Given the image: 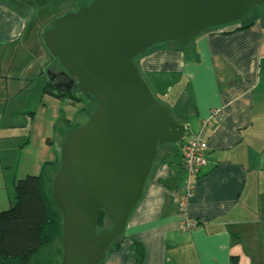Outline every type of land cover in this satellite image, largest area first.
<instances>
[{"label": "crops", "instance_id": "0c3cea01", "mask_svg": "<svg viewBox=\"0 0 264 264\" xmlns=\"http://www.w3.org/2000/svg\"><path fill=\"white\" fill-rule=\"evenodd\" d=\"M91 1H68L53 14L38 0H0V138L18 123L13 81L26 80L32 61L39 66L48 55L43 34L50 20ZM249 21L229 34L209 29L186 46L154 44L136 60L151 93L185 126L184 139L206 144V164L186 204V216L198 226L181 230L183 142L168 145L118 248L101 264H137L134 243L143 251L140 264H264V16ZM212 110L221 116L212 120Z\"/></svg>", "mask_w": 264, "mask_h": 264}, {"label": "water", "instance_id": "95a60500", "mask_svg": "<svg viewBox=\"0 0 264 264\" xmlns=\"http://www.w3.org/2000/svg\"><path fill=\"white\" fill-rule=\"evenodd\" d=\"M261 5L264 0H92L44 32L61 73L96 102L87 121L62 140L51 182L61 215L60 264L104 261L142 196L157 147L185 138V126L154 98L134 59L153 44L188 45ZM100 211L111 228L99 234Z\"/></svg>", "mask_w": 264, "mask_h": 264}, {"label": "rangeland", "instance_id": "374dc122", "mask_svg": "<svg viewBox=\"0 0 264 264\" xmlns=\"http://www.w3.org/2000/svg\"><path fill=\"white\" fill-rule=\"evenodd\" d=\"M45 1L44 4L43 0H38L37 3L45 6L49 13L55 14L64 10L65 3L71 0ZM71 9L75 10L76 6H72ZM255 15L264 16V5L252 9L246 18ZM54 20H50L47 29L52 27ZM243 20L244 17L237 22L240 23ZM30 45L34 46L36 43L32 42ZM32 53L35 54V52ZM47 53L46 59L41 60L39 66L32 61L33 68L26 80L19 81L16 76L13 81V106L18 123L15 122L9 132L4 133L0 138V211H6L14 205L15 183L25 176L39 175L44 163L54 161L53 152H59L65 136L83 125L96 106L91 96L74 89L75 95L72 99H55L41 93L47 74H57L62 71L59 61L48 51ZM25 118H27V124ZM165 147L159 149V154ZM50 176L52 178L53 173ZM110 228V222L105 220L98 232L104 233ZM60 248V242H56L45 250L41 257L45 256L51 260V264H57L58 261L61 262V257L57 254Z\"/></svg>", "mask_w": 264, "mask_h": 264}, {"label": "trees", "instance_id": "16d2710c", "mask_svg": "<svg viewBox=\"0 0 264 264\" xmlns=\"http://www.w3.org/2000/svg\"><path fill=\"white\" fill-rule=\"evenodd\" d=\"M246 15L244 16V20L240 23L235 22L215 28H220L221 32L226 34L244 29L252 24V21H249ZM175 45L181 47V45ZM149 49H147L145 53H147ZM142 55H138L136 58ZM51 77L50 74L48 82L42 89L43 93L55 99H72L75 95L74 90L81 92L76 83L66 89L62 86L59 87L56 80H53ZM158 102L163 104L160 101ZM172 116L176 120L173 113ZM183 140L179 145H182ZM46 142L49 143V141ZM168 145L172 144L159 145L157 147V156L159 154V149ZM53 153L55 156L54 161L44 163L39 175H28L15 183L14 205L6 211H0V264H51V260L45 256L41 257V254L52 247L54 243L60 242L61 244V215L51 199V182L58 169L59 152ZM52 173L53 176L51 178L50 175ZM105 220L107 219L104 213L100 211L96 217L97 233H99L98 229L103 226ZM121 236L117 237L110 244L106 254L118 248ZM132 246L134 248L136 262L140 264L143 257L142 248L137 243H134ZM57 254L60 257L62 256V247L60 250L58 249ZM60 263V261L57 262V264Z\"/></svg>", "mask_w": 264, "mask_h": 264}, {"label": "built area", "instance_id": "2783aa9c", "mask_svg": "<svg viewBox=\"0 0 264 264\" xmlns=\"http://www.w3.org/2000/svg\"><path fill=\"white\" fill-rule=\"evenodd\" d=\"M211 119L216 120L221 116L219 110L211 111ZM185 140V141H184ZM183 140L181 165L185 173V185L178 197V216L181 219V230L188 232L195 229L198 223L186 216V204L193 194V180L198 177L206 164V144L198 137Z\"/></svg>", "mask_w": 264, "mask_h": 264}, {"label": "flooded vegetation", "instance_id": "af4514ba", "mask_svg": "<svg viewBox=\"0 0 264 264\" xmlns=\"http://www.w3.org/2000/svg\"><path fill=\"white\" fill-rule=\"evenodd\" d=\"M50 74V73H49ZM51 78L53 79V80H56V82H57V85L59 86V87H64V88H69V86H72L74 83H72V84H70L69 83V78H68V76H66V75H63L62 73H61V71L59 72V73H57V74H51Z\"/></svg>", "mask_w": 264, "mask_h": 264}]
</instances>
